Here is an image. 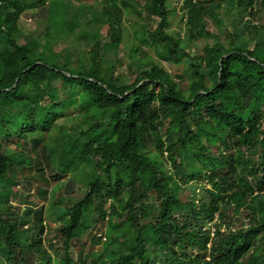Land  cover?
Instances as JSON below:
<instances>
[{
  "label": "trees",
  "instance_id": "trees-1",
  "mask_svg": "<svg viewBox=\"0 0 264 264\" xmlns=\"http://www.w3.org/2000/svg\"><path fill=\"white\" fill-rule=\"evenodd\" d=\"M91 1L0 0V263L264 264V0ZM26 11L45 27L23 42ZM69 36L89 43L75 64ZM46 168L65 195L40 188ZM20 182L48 208L10 222ZM104 226L102 251L74 262Z\"/></svg>",
  "mask_w": 264,
  "mask_h": 264
},
{
  "label": "rangeland",
  "instance_id": "rangeland-1",
  "mask_svg": "<svg viewBox=\"0 0 264 264\" xmlns=\"http://www.w3.org/2000/svg\"><path fill=\"white\" fill-rule=\"evenodd\" d=\"M73 7H80L83 5H91L94 4L93 1L91 0H68ZM128 2H131V0H127ZM97 5V3H96ZM171 6L175 9V11H178L179 6H180V1L179 0H171ZM88 7H92V6H88ZM30 11H26L22 14V16L20 17L19 21H18V26L19 29L22 31V33H20V40L21 41H25L27 40V38L31 35V34H37L40 31H43L44 27H45V19L44 17H40V16H35V17H31L30 16ZM178 23V17L177 15L174 17V23L172 25V29H179V25ZM129 31L130 28L128 27L129 24L127 22L123 23ZM182 25H180V29ZM212 32L214 34H218V31L214 28H211ZM101 33H104V31H101ZM89 47V43L81 40V39H77L74 37H67L65 39H62L61 41H59V49H66L68 52L72 53L71 56V60L73 61V64L76 63V60L78 58V56H81L84 52H87ZM141 50H143V52L148 55V56H152V53L149 52L145 47H140ZM192 52H198V48L192 46ZM125 51V48H121L120 50H118L115 55L113 54H108L107 57L109 58L110 62H115V60L117 58L123 57V64L121 65L119 69V71H125V65H129V60L128 58H126V56H124L123 52ZM64 53V52H63ZM140 55L142 54L139 53ZM83 56H86L85 54H83ZM161 66L165 69L168 70V68H170L168 66L167 63L161 62L160 63ZM132 67H135V65H131ZM174 72V71H173ZM175 74V72L173 73ZM212 144L215 143V140H211ZM39 153V150H35L30 152V155L33 157H38L37 154ZM165 158V154L163 155ZM52 172H49V169L46 168V172H45V179L47 180V186L42 185L40 188L42 190H46L48 193L52 190H58L57 191V195L61 194V195H65L64 193V186L67 183L68 180V176H64L62 178H60L59 180H54L51 177ZM194 183H188V185H193ZM186 185V186H188ZM34 184H28L27 182H20L18 185H15L12 187V191L10 194V200L8 202V209H6L4 212L6 213L3 217L4 218H9L10 222H16L18 218L21 216V214L24 212L25 209L27 208H31L33 210L35 209H39L40 206L43 205V207H47L48 201H43L40 198L37 197V195H35L34 193ZM208 187H202L200 185L194 186V194L191 191V189H187V190H183L181 191V193L179 194V198L182 202L188 200L190 197H195V198H201L204 195V189H206ZM83 191V190H82ZM82 191H80V189H78L77 187H75V191L73 192V196H74V200L77 201L82 197ZM146 191V190H145ZM147 192V191H146ZM147 197L148 200L150 202L154 201V197L147 192ZM49 210H51V215H55V213H53L54 208H49ZM44 212H46V210L44 209ZM45 216V220L48 218L49 214H47ZM93 217H96V212L95 214H93L92 218L89 219V226L91 227V223L93 221ZM59 226V222L56 220H53L50 223V227L51 230H47L44 238H43V243L46 247H48L49 245H53L56 246L58 245L57 240L59 239V233L57 232V228ZM210 225L208 224V227ZM23 229H25V227H23ZM91 235L94 236V239L91 240V237L89 236L90 233L86 232L82 235V237L80 238L81 242H85V244L83 246H73L69 249L70 255L72 257V259L74 260V262H76L80 256L81 258H86L89 252V249L92 247V251L96 252V253H100L102 251V244L104 242L103 238L104 236L107 237L105 235L106 233V229L105 226L101 227V229H96V227H94L93 229L90 230ZM98 235H100L101 237H99ZM48 250L50 251V249L48 248ZM1 264V263H0ZM4 264H9L8 262L4 263Z\"/></svg>",
  "mask_w": 264,
  "mask_h": 264
},
{
  "label": "clouds",
  "instance_id": "clouds-1",
  "mask_svg": "<svg viewBox=\"0 0 264 264\" xmlns=\"http://www.w3.org/2000/svg\"><path fill=\"white\" fill-rule=\"evenodd\" d=\"M99 237H101L100 235H98ZM104 240V239H103Z\"/></svg>",
  "mask_w": 264,
  "mask_h": 264
}]
</instances>
